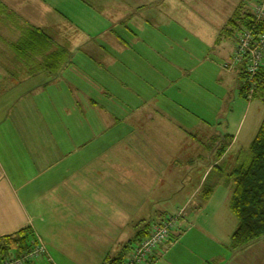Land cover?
<instances>
[{
  "label": "crops",
  "instance_id": "crops-1",
  "mask_svg": "<svg viewBox=\"0 0 264 264\" xmlns=\"http://www.w3.org/2000/svg\"><path fill=\"white\" fill-rule=\"evenodd\" d=\"M244 1L36 0L34 8L19 10L6 5L24 27L49 31L60 25L64 41L68 32L74 37L64 45L71 62L57 77L41 72L23 78L14 51L22 32H0V239L30 228L47 250L36 264H104L144 237L153 215L184 211V220L194 210L173 234L176 242L165 255L155 253L151 264H264V240L231 249L239 222L233 230L229 211L214 209L201 219L215 194L207 198L202 189L197 199L200 182L184 178V171L200 166L205 151L197 138L195 146L191 139L169 137L180 118L146 96L151 89L167 90L169 72L181 79L210 72L217 67L210 53L223 60L219 67L229 80L223 88L237 81L239 91V73L228 76L233 72L225 68L234 51L226 49L225 30ZM190 40L201 43V54L188 48ZM75 52L85 65L75 64ZM38 76L41 84L34 81ZM121 90L125 95L117 101ZM133 97L142 104L134 106ZM26 104L35 107L25 111ZM178 190L180 197H173ZM190 221L196 225L186 232Z\"/></svg>",
  "mask_w": 264,
  "mask_h": 264
},
{
  "label": "rangeland",
  "instance_id": "rangeland-1",
  "mask_svg": "<svg viewBox=\"0 0 264 264\" xmlns=\"http://www.w3.org/2000/svg\"><path fill=\"white\" fill-rule=\"evenodd\" d=\"M0 1L3 4L5 3L4 5H15V8H17L18 10L19 8L21 9L23 7H26L27 5H30V7L27 8H31V7L34 8V5H36V0H22L24 2V5H17L16 1L19 0H0ZM19 2L20 4L22 3L21 0ZM258 2L259 0H245L244 4L239 10H241L242 12L250 11L252 13V11H254L253 6ZM31 12L32 10L29 11V13ZM0 19H1L0 20L1 33H7L9 35L13 33L15 35L17 33H21L22 30L24 29L25 22L22 21L18 15L15 17V15L9 16L8 14L7 16H5L4 14V16L0 17ZM45 20H49V19L45 18ZM57 20L58 18L56 19V23L58 24L59 23L58 21L60 20L58 21ZM170 26L174 28V26L169 23L168 27ZM49 29H50L49 32H52L54 34V41L56 42L57 40L58 41L57 43H60L61 45L67 44L69 38L72 39L74 37L73 33L72 36H69L70 32H68V36L66 35L67 40L64 41L65 39L64 38L65 36L63 35L64 30H62V26L60 25L59 27L58 25L56 27H53V30L52 28ZM175 30H173L172 33L173 34L177 33L179 37L180 34ZM166 31L170 32L168 29H166ZM239 31H240L239 29L234 30L233 35H231L228 38L226 43V49L228 51L230 48L232 50L235 49L236 40H237L236 38L238 37ZM190 43H191L190 45L189 44L187 45L188 48H191L192 46L198 47V54H201L200 52L201 48H199L201 46V43H199L198 41L193 42V40H190ZM7 45H9V43H7ZM74 55H75L74 62H76L75 64L85 65L84 64L85 59L83 58V56H81L78 52H75ZM209 55L215 60V63H217V67L215 66L214 68L212 66L210 72H204V73L194 72L193 74L189 75L190 77L188 76L187 78H183V79H181L180 74L174 72H173L174 74H170L171 72H169L166 78V83L168 82L167 90L163 91V90L151 89L150 95H148L146 92L145 93L146 96H150V98L157 100L158 103H166L167 110L168 111L172 110L170 112L177 114L178 115L177 118H180V119H176V122L174 123V127L175 128L178 127V128L173 130L172 135L169 133V137L175 136V139L178 140L180 138H182L183 140L184 137V141L187 142L190 141L191 139L195 143V146H196V138H197L200 143L199 144V147H201L200 149L205 151V154L202 153L200 154V158L202 159L201 161L199 160L200 166L198 164H194V167L195 166L196 167L193 170L191 169L188 172L187 170L184 171V178L189 177L188 179L190 181H193V184L197 182V179L200 182L201 188L199 187L200 191H198L197 193V199L203 198L202 189L213 188L214 190L215 195L212 198V200L209 202V204H207V206L205 205L204 207L205 213L203 214L201 219L203 221L207 220V218H204V215L208 211L214 209L215 210L226 209L227 211H229V213L232 216L230 220L233 218L234 219L233 221H235L232 226L234 230L236 228L235 223H237V218L232 213V211L230 212L229 204H230V196L232 197L233 194V182L232 179L228 180V176L238 165L243 163L247 158L249 147L252 141L254 140L256 134L258 133V130L264 120V103L259 98L254 99L251 102L248 101V99L242 98L239 95L237 81L235 82L233 81V83H231L230 88L228 89L230 90L229 92L227 89H224L223 86L227 87L229 80L226 77L227 73L225 72V70H223L222 67H219V65L221 66L223 65V60H221L220 55L218 54L214 55L213 53H210ZM168 60L170 62H176L175 58L172 59L171 57H168ZM184 61L189 62V59H184ZM10 62H11V58H8L9 67L11 66ZM85 62L89 65L88 61ZM172 64L175 65V63ZM205 67H207V65H205ZM232 72L233 73H229L228 76H232L235 73H237V72L234 73V71ZM128 74L129 73L123 75L125 80L128 81L132 87L138 90V86L135 79L133 80L132 77L130 76L132 74L129 75ZM22 76L23 78L28 77V74L25 69L23 70ZM104 76L105 78L107 77L110 78L111 75L110 73L105 72ZM151 76L152 78H154L155 75L152 74ZM19 78H16V80H19ZM42 79L43 76H38L37 78H35L34 81H37L35 83L41 84L43 82ZM162 79H163V75H162ZM10 80L11 78L9 76L7 83H9ZM170 81H173L175 83L171 84ZM115 83L117 84L116 85L117 87L119 85L118 81L115 80ZM239 84L241 85L240 82ZM186 86L189 87L186 89ZM126 91L128 93V90ZM129 92L132 93L133 91H129ZM227 93H229V95H227L224 100L223 95ZM123 95H125V92L121 90L116 98L117 101H119L120 96L122 97ZM137 97L139 96L137 95ZM133 98L136 102V105L134 106L137 107L139 106V104H142L140 102L141 98L140 99L135 97ZM174 102H176L177 104H174ZM119 103L120 105L122 104L121 101ZM192 103L194 104L199 103L202 106L196 108L195 106L192 105ZM34 107L35 104L34 105L26 104L25 111L33 110ZM40 108L42 112V110L45 107L41 106ZM54 113L58 115V111L56 112L54 111ZM194 113L198 114V118L195 116ZM173 133H175V135ZM192 135H194L195 141L191 138ZM227 135H230L233 138L229 140V138L226 137ZM224 149L227 150L226 153L224 152ZM213 153H215L214 157H213ZM222 154L223 156L220 157ZM195 155L196 154L194 153V156ZM206 155L209 156L206 157ZM213 164L218 166V168H216L215 170H213L211 174H209L207 170ZM197 166L199 167L197 168ZM225 177H227V179H225ZM180 195H181L180 191L178 190L177 193L173 195V197L175 196L176 198H178L180 197ZM171 201H169L168 204H170ZM181 213L185 214L184 211ZM194 214L195 211L191 210V213L185 219L187 220L191 219L190 215H194ZM168 216H177V215H168ZM164 218H168V217L167 216L164 217L162 215L158 216L156 214L153 215V217L150 219V224H151L150 227L154 226L156 222L160 220H164ZM184 220L182 219L180 223H182ZM195 225H194V221H190L188 227L185 228L186 229L185 231L186 232L190 231L191 229L194 228ZM36 241L37 242L35 246L37 244L44 246V244L40 241V239L37 240L36 238ZM173 242L175 243L176 240H173ZM133 245L130 246V249H128L127 252L131 250V247ZM166 248H160L157 250V252L160 254L163 253L165 255V252L167 251ZM29 251L30 250H26V251L24 250L20 253L16 251H11L12 255L9 254L8 255L9 257L5 259H0V261L3 260L5 261L10 258H18L24 253ZM44 257L45 256L43 255L40 258L43 259ZM36 263L38 262H33L30 264H36Z\"/></svg>",
  "mask_w": 264,
  "mask_h": 264
},
{
  "label": "trees",
  "instance_id": "trees-1",
  "mask_svg": "<svg viewBox=\"0 0 264 264\" xmlns=\"http://www.w3.org/2000/svg\"><path fill=\"white\" fill-rule=\"evenodd\" d=\"M241 9V7L239 8ZM7 6L0 1V15H12ZM256 27L264 32V21L256 23L250 11L238 10L225 30L226 36H231L236 29ZM54 41V34L46 29L33 26H25L22 38L15 45L14 51L18 60L23 64L29 76L44 72L52 77H57L65 65L70 64L71 54L67 47ZM241 85L240 95L248 99L247 94L251 89L249 83H245L246 75L239 73ZM261 99L264 103V67L256 78L255 93L253 99ZM228 138V136H226ZM224 152L226 150L224 149ZM223 154L220 156L222 157ZM233 182V194L230 201V209L239 222L238 229L231 237V249L240 250L254 242L264 240V120L252 141L246 160L238 165L229 175ZM213 188H206L204 193L209 198ZM150 225L147 226L148 235ZM35 233L30 229L0 239V259L12 255L11 251L18 253L31 250L36 244ZM126 247L119 257L107 259L104 264H123Z\"/></svg>",
  "mask_w": 264,
  "mask_h": 264
},
{
  "label": "built area",
  "instance_id": "built-area-1",
  "mask_svg": "<svg viewBox=\"0 0 264 264\" xmlns=\"http://www.w3.org/2000/svg\"><path fill=\"white\" fill-rule=\"evenodd\" d=\"M252 14L256 23L264 21V0H259L253 6ZM236 38V46L231 60L225 64L228 70L244 73L245 83L251 86L247 94L248 100L252 101L255 93L256 78L264 67V32L256 27L239 29ZM181 212L177 216H168L150 228L148 235L138 240L125 256L123 264H151L155 253L160 248H166L173 244V234L179 229ZM46 248L37 244L29 252L18 258H10L0 261V264H30L46 256Z\"/></svg>",
  "mask_w": 264,
  "mask_h": 264
},
{
  "label": "bare ground",
  "instance_id": "bare-ground-1",
  "mask_svg": "<svg viewBox=\"0 0 264 264\" xmlns=\"http://www.w3.org/2000/svg\"><path fill=\"white\" fill-rule=\"evenodd\" d=\"M167 217H168V216H167ZM181 219H182V217L180 218V222H181ZM179 225H180V224H179ZM141 238H143V237H141ZM141 238H140V239H141ZM140 239H139V240H140Z\"/></svg>",
  "mask_w": 264,
  "mask_h": 264
}]
</instances>
